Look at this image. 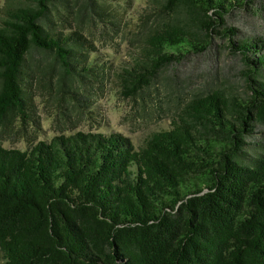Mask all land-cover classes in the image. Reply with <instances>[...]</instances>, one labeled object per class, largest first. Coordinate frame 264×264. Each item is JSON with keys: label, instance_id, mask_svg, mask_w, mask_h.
Wrapping results in <instances>:
<instances>
[{"label": "trees", "instance_id": "1", "mask_svg": "<svg viewBox=\"0 0 264 264\" xmlns=\"http://www.w3.org/2000/svg\"><path fill=\"white\" fill-rule=\"evenodd\" d=\"M97 1L5 10L0 125L32 119L35 53L66 76L103 71L87 56L91 30L81 20L102 17ZM150 5L159 19L115 73L125 95L220 47L240 64L241 85L194 92L138 144L115 131H72L24 149L0 145V264H264V0Z\"/></svg>", "mask_w": 264, "mask_h": 264}, {"label": "rangeland", "instance_id": "2", "mask_svg": "<svg viewBox=\"0 0 264 264\" xmlns=\"http://www.w3.org/2000/svg\"><path fill=\"white\" fill-rule=\"evenodd\" d=\"M26 1L0 0V20L8 7ZM82 1L61 0L57 6L76 10ZM97 2L103 8L102 17L93 13L90 18L82 15L81 20L91 30L87 56L103 71L96 68L93 76L81 78L66 76L51 55L35 53L26 78L32 119L7 117L0 125L1 146L24 149L72 131H115L138 144L146 133L165 127L194 92L241 85L240 64L220 47L200 56L187 55L163 68L149 89L134 97L125 95L115 73L137 55L143 36L159 17L148 10L152 0Z\"/></svg>", "mask_w": 264, "mask_h": 264}]
</instances>
